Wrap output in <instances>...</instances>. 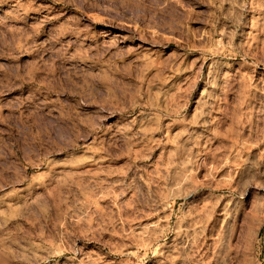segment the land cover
I'll return each instance as SVG.
<instances>
[{
  "label": "rangeland",
  "instance_id": "374dc122",
  "mask_svg": "<svg viewBox=\"0 0 264 264\" xmlns=\"http://www.w3.org/2000/svg\"><path fill=\"white\" fill-rule=\"evenodd\" d=\"M0 264H264V0H0Z\"/></svg>",
  "mask_w": 264,
  "mask_h": 264
}]
</instances>
